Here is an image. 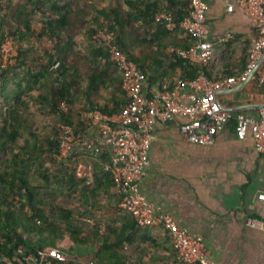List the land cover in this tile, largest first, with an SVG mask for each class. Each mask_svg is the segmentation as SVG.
Returning a JSON list of instances; mask_svg holds the SVG:
<instances>
[{"label":"trees","instance_id":"trees-1","mask_svg":"<svg viewBox=\"0 0 264 264\" xmlns=\"http://www.w3.org/2000/svg\"><path fill=\"white\" fill-rule=\"evenodd\" d=\"M162 10L171 13L175 27L155 18ZM187 11L188 0H0V43L8 34L17 46L15 61L0 66V264H24V254L47 247L68 259L92 249L95 264H199L178 257L162 226L139 231L135 217L117 208L106 150L86 157L91 182H85L81 161L67 165L55 156L59 124L78 131L82 111L111 114L126 103L121 71L94 38L101 29L113 32L118 48L144 73L147 94L200 73L215 78L179 52L194 43L178 24ZM179 31L181 43L168 40ZM143 45L151 64L133 50ZM151 69L158 71L156 84ZM48 191L67 199L46 202ZM113 202L116 210L109 213ZM85 215L93 221L87 231L78 222ZM129 245L132 255L124 249Z\"/></svg>","mask_w":264,"mask_h":264},{"label":"built area","instance_id":"built-area-1","mask_svg":"<svg viewBox=\"0 0 264 264\" xmlns=\"http://www.w3.org/2000/svg\"><path fill=\"white\" fill-rule=\"evenodd\" d=\"M235 4L251 17L257 30L246 67L240 73L218 78L200 73L191 79H179L170 89H157L147 94L144 73L118 48L113 32L101 29L94 38L109 50L121 71L120 87L126 103L111 114L99 109L82 111L84 126L78 131L70 124H59V147L55 156L68 165L83 156L96 157L106 150L109 161L105 166L112 173L117 208L132 214L139 226H162L178 257L186 262L216 264L203 238L177 224L171 214L151 201L142 191L140 180L149 162L148 150L155 124L171 122L177 117L182 118L178 122L181 137L199 144L213 143L233 118L235 135L241 139L250 136L255 149L264 152V105L258 108L256 116H250L243 111L224 108L216 96L217 90L245 79L259 58L262 60L251 78L256 85L264 86V0H235ZM232 8V4L227 6L228 10ZM207 9L206 0H188V11L178 23L194 37V43L179 50L180 54L203 65L212 55ZM155 18L162 20L169 29L176 26L173 16L166 10L158 12ZM16 56L17 46L5 34L0 43V66L12 64ZM58 64L59 61H55L52 67ZM62 107L66 108L64 103ZM257 199L264 202V192H259ZM246 223L259 229L264 239V212L260 217H247ZM68 260L62 250L54 247H47L38 254L23 255L24 264H95L93 259Z\"/></svg>","mask_w":264,"mask_h":264},{"label":"crops","instance_id":"crops-1","mask_svg":"<svg viewBox=\"0 0 264 264\" xmlns=\"http://www.w3.org/2000/svg\"><path fill=\"white\" fill-rule=\"evenodd\" d=\"M206 2L212 44L207 69L215 78L229 72L227 75H236L248 58L256 25L235 0ZM230 4L232 10L227 9ZM184 38L179 31L168 40L181 43ZM133 50L145 57V64L152 63L148 46ZM150 73L157 77L156 84L158 71L151 69ZM238 83L217 90L218 101L232 112L256 116L264 105V86L256 85L252 78L243 86ZM181 120L177 117L155 124L149 162L140 180L142 191L177 224L200 235L216 264H264L262 232L246 223L247 217H260L264 212V202L257 199V194L264 192V152L255 149L250 136L238 138L231 122L211 144L188 142L178 129ZM124 249L134 254L132 245Z\"/></svg>","mask_w":264,"mask_h":264},{"label":"rangeland","instance_id":"rangeland-1","mask_svg":"<svg viewBox=\"0 0 264 264\" xmlns=\"http://www.w3.org/2000/svg\"><path fill=\"white\" fill-rule=\"evenodd\" d=\"M86 156H83L81 158V167H82V174L85 178V182H91L92 181V176H91V169H90V166H89V162L88 160H86ZM86 160V162H85ZM50 194H48L45 198H46V202H49L50 201V198L51 196H55L57 202H65L66 199H67V196L63 195V194H59L56 192V194L53 193V191H48ZM75 196H79V193H76ZM66 204V203H65ZM69 204V203H67ZM71 206H76V203L72 202L71 201ZM114 210H116V207L114 205V202L110 204L109 206V213H112L114 212ZM78 222L83 226V229L84 231H87V229L90 228L91 224L93 223L92 219L91 218H88L87 215L81 217ZM144 228H139V231H143ZM77 248L74 247V253H77ZM91 252H92V249H89V250H84L82 251L80 254H78L81 258L82 257H91ZM86 255V256H85Z\"/></svg>","mask_w":264,"mask_h":264},{"label":"water","instance_id":"water-1","mask_svg":"<svg viewBox=\"0 0 264 264\" xmlns=\"http://www.w3.org/2000/svg\"><path fill=\"white\" fill-rule=\"evenodd\" d=\"M261 60H262V58H259V59L255 62L254 66L252 67V69L250 70V72L247 74V76L245 77V79L241 80V81L238 83V86H243V85H245V84L250 80L251 76L254 74V72H255L256 68L258 67V65L260 64ZM240 107H241V106H236L235 108H236V109H239Z\"/></svg>","mask_w":264,"mask_h":264}]
</instances>
